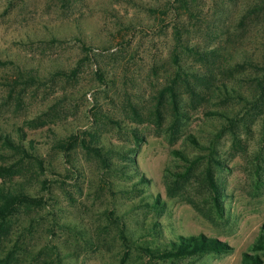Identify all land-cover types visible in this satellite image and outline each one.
<instances>
[{
	"label": "rangeland",
	"instance_id": "rangeland-1",
	"mask_svg": "<svg viewBox=\"0 0 264 264\" xmlns=\"http://www.w3.org/2000/svg\"><path fill=\"white\" fill-rule=\"evenodd\" d=\"M193 2L0 0V264H264V0Z\"/></svg>",
	"mask_w": 264,
	"mask_h": 264
},
{
	"label": "trees",
	"instance_id": "trees-1",
	"mask_svg": "<svg viewBox=\"0 0 264 264\" xmlns=\"http://www.w3.org/2000/svg\"><path fill=\"white\" fill-rule=\"evenodd\" d=\"M174 2L178 4V11L185 12L190 16L191 12H193L196 8H194V2L192 3V0H174ZM176 38L178 39L179 37ZM177 46L182 50V52H195L203 57H207L208 59H211L214 54V50H196L191 46H188L186 43H177ZM175 58L176 57L174 56V61L172 62L177 67V70H179L185 76V79H183V81H187V77L190 78V80L188 79L189 81L214 80L213 75L209 71L211 69L209 66L204 73H192L191 71H186L181 65L176 63ZM37 202L38 200L36 198L29 196L23 191H0V220L3 221L4 219H6L17 207L21 205H34L37 204ZM261 248H264V226L261 228L260 232L257 234L256 238L250 245V249L255 251L260 250ZM227 250V245L222 242H219L215 239L205 238L203 236H196L186 238L180 237L177 242L168 243L167 250L164 251V253L166 254L165 257H180L198 252L212 251L222 253L226 252ZM245 261L246 264H258L259 258L257 257V255L247 256Z\"/></svg>",
	"mask_w": 264,
	"mask_h": 264
}]
</instances>
